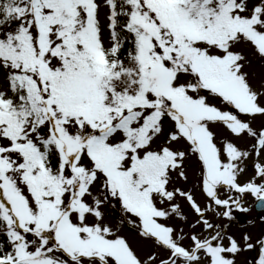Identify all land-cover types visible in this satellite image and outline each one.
<instances>
[{"label":"snow or ice","instance_id":"snow-or-ice-1","mask_svg":"<svg viewBox=\"0 0 264 264\" xmlns=\"http://www.w3.org/2000/svg\"><path fill=\"white\" fill-rule=\"evenodd\" d=\"M0 264H264V0H0Z\"/></svg>","mask_w":264,"mask_h":264}]
</instances>
